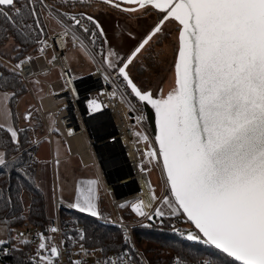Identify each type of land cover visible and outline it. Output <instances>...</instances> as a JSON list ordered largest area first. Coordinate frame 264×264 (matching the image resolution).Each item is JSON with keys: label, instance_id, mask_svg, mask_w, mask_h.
<instances>
[{"label": "snow or ice", "instance_id": "1", "mask_svg": "<svg viewBox=\"0 0 264 264\" xmlns=\"http://www.w3.org/2000/svg\"><path fill=\"white\" fill-rule=\"evenodd\" d=\"M74 2L83 0H63L66 5ZM104 2L130 14L156 10L162 16L130 54L121 56L111 47L105 49L108 41L104 29L93 16L83 12H55V18L60 22L65 16L71 21L65 25L61 39L71 34L73 41L79 40L74 28L87 34L93 45L98 38H103L98 50L103 65L122 79L139 102L150 105L155 112L157 146L147 149L144 155L149 158V163H162L170 194L163 196L154 208L153 202L159 199L154 189L147 200L137 198L119 207H130L139 217L160 219L161 222L166 215L183 216L198 230V234L188 232V240L202 241L241 264H264V0ZM45 8L49 16H53L52 7L46 0H0V16L12 29L23 36L35 34L41 37L36 40L41 45V55L46 47H50L48 40L42 38L46 30L40 11ZM25 15L30 23L22 18ZM170 20L179 25L174 87L166 95L163 89L154 94L133 80L129 68L154 38L163 34L164 25ZM85 21L93 27L87 26ZM80 47L95 62L83 41ZM33 59L31 55L18 59L8 71L14 78L22 77L26 64ZM56 59L53 55L50 63ZM7 86L0 73V87ZM117 94L114 90L110 95L116 97ZM16 95V92H0L4 99ZM87 104L90 111H101L104 107L96 99ZM0 115L7 119L11 113L5 108ZM32 115V111H27L24 119L31 120ZM142 119L143 116L139 117L137 122ZM0 130H5L11 142L19 146L20 132L24 129L0 123ZM135 135L142 136L140 132ZM143 140L148 141L147 135H143ZM8 163L6 153L0 151V166ZM55 163L59 165L60 161ZM141 167L145 170L143 165ZM99 184L97 179L79 181L74 202L68 207L103 219L98 205ZM11 203L9 196L6 206ZM3 224L8 225L9 220L4 219ZM120 226L122 240L128 247L115 255H105L96 264H141L132 252L135 245L128 229L123 224ZM13 231L9 228L8 238H0V252L5 256L19 250L16 245L12 249L6 247L12 240L18 239L25 245L31 242L24 233L12 236ZM58 231L57 227L48 229L50 233ZM38 238L36 253L29 257V264H55L61 252L53 237L39 233ZM68 239L73 238L69 236ZM85 239L86 233L81 229L74 242ZM79 248L85 256L106 251L105 248L86 249L83 243H79ZM73 264H85V261L78 259ZM174 264L185 262L176 257ZM202 264H212V261L204 260Z\"/></svg>", "mask_w": 264, "mask_h": 264}, {"label": "built area", "instance_id": "2", "mask_svg": "<svg viewBox=\"0 0 264 264\" xmlns=\"http://www.w3.org/2000/svg\"><path fill=\"white\" fill-rule=\"evenodd\" d=\"M74 31L80 37L79 40L73 41L71 34L61 39L64 29L49 35L46 39L50 47H46L43 55H41L39 50L30 54L34 59L26 64L22 78L31 89L32 83L35 81L45 84V96L43 95L44 97L39 98L37 109L41 112L42 117L50 115V113L55 117L56 129L59 130L66 143H68L69 156H78L84 166H95L97 164L100 170L103 169L104 159L115 158L121 161V155L126 157L127 161L120 163L123 170V178L119 182L122 183L115 182L114 178H110L109 175V181L104 179L103 183L104 195L111 207L112 216L110 223L118 226L121 230V224L126 226L135 245L136 259L141 264H150L142 249L136 244L134 226L138 223L127 219L123 208L119 207L120 204L135 201L141 197L140 175L144 176L151 184L148 170H142L141 167L147 160L144 155L145 151L150 147L157 146L147 121V112L144 104L133 97L130 89L124 86L122 79L117 78L111 70L103 65V57L98 54L103 39L98 38L93 45L90 43L87 34L82 33L79 28H74ZM81 41L95 57V68L86 76L75 75L66 59L69 42L80 44ZM53 55L57 59L50 63ZM0 59L10 67L17 63V61L2 57ZM55 68L59 69L60 75L55 79L45 81L43 76H50ZM106 75L109 76L108 80L105 79ZM73 89L75 92H73ZM114 90L118 93L116 97L110 95ZM43 98L49 99L51 104H45ZM91 99H96L102 103L104 105L103 109L101 111H96L95 109L90 111L87 101ZM141 116L144 119L137 122V119ZM69 130L72 132L71 135H69ZM137 132H140L142 136L137 137L135 135ZM143 135H147L148 141L143 140ZM74 136L79 137L78 147H75V144L72 143L71 138ZM83 144L86 147L81 148ZM52 161L53 163L56 161L53 156ZM130 168L139 171L135 175L136 178L134 176L129 177V174L132 173ZM128 178L132 179L127 180ZM133 179H135V183L131 184L130 181ZM132 187H134V190L122 196L120 195L121 191L127 188L132 189ZM151 190H153L152 185ZM116 192H120V194L117 195ZM63 203H60L56 198V212L51 218L46 232L28 224L21 227L23 228L21 233H24V237L31 241L30 244L33 246L34 255L39 244V233L52 236L53 242L60 248L61 255L56 259L55 264H73V261L78 259L85 261V264H96L105 255L112 256L117 253L116 251H96L95 255L88 256L80 253L79 243L83 242L76 243L74 241H77V238L69 235L73 238L69 240V236L66 235L61 210L68 208V206ZM154 220L159 223V219ZM50 227H57L59 231L50 233L48 232ZM81 229L83 230V227H80L79 230ZM6 247L11 249L10 245H6ZM84 247L89 250L102 248L85 244ZM4 258L5 255L0 252V264H3Z\"/></svg>", "mask_w": 264, "mask_h": 264}, {"label": "trees", "instance_id": "3", "mask_svg": "<svg viewBox=\"0 0 264 264\" xmlns=\"http://www.w3.org/2000/svg\"><path fill=\"white\" fill-rule=\"evenodd\" d=\"M83 2L85 3L86 0H83ZM46 3L53 10L63 11L65 8L69 12L73 11L72 5L64 4L63 0H46ZM17 6L20 5L18 4ZM39 7L38 5V9ZM24 11L25 13L27 12L26 9ZM40 15L45 28L42 11H40ZM22 18L27 23L31 22L26 15ZM160 18H162L161 14L157 15V19L159 20ZM167 29H164L163 34L151 42L152 46L154 44L163 45L164 42L169 41L171 33L175 29H178V27H175L172 32ZM10 36L16 42V49L18 50V53L12 57L13 61H18V59L37 52L41 46L36 43V40L41 37L35 34L28 36L21 35L8 25L3 16H0V45ZM48 36L49 34L45 31V35L42 38L46 39ZM143 38L142 36L140 41ZM134 46H130V49L122 52H118L114 48L113 50L121 56H127L134 49ZM104 47L107 49V44ZM145 51L144 56L134 61L131 65L133 70L143 79L148 78L150 72L159 66L156 58L158 55L154 52L153 48L148 47ZM0 57L8 59L3 54H0ZM10 68V66L0 59V73H3V77L8 83L7 87L0 88L10 93H17L15 98L11 99L14 110L15 103L29 89L22 77L14 78V74L8 71ZM14 119L18 125L16 113H14ZM18 129H21L20 126H18ZM53 135L54 137L61 136L57 131ZM31 143L32 140L30 139V131L28 129L20 132L19 146L11 142L10 135L5 130H0V148L5 151L6 159L9 161L8 164L0 166V222L3 223L4 219H8L9 224L7 226L10 229L21 228L25 222H28L46 232L52 216L48 213L45 192L38 185V165L32 159L34 148H28ZM9 196L12 198V203L6 206ZM100 202L102 205L104 202L103 196H101ZM61 215L67 236L71 235L78 239L79 229L83 227L86 239L82 242L85 245L100 246L105 248L106 251L116 252L128 247L122 240V230L107 220H100L75 209H62ZM131 216L132 214L125 213L127 219H130ZM180 217L165 216L163 222L159 219V223H156L153 219L134 226L137 245H150L148 251L153 252V256L148 258L150 264H174L176 257H180L185 264H202L204 260H211L212 264H241V262L236 261L232 257H227L214 247L203 244L202 241L188 240L186 233L183 232L185 229L179 226L180 223L186 220H182ZM8 245H10L11 249L13 245H16L19 250L12 251L9 255L5 256L3 264H29V257L34 255L32 244L29 243L21 246L17 244V241L12 240ZM132 252L135 254V248L132 249Z\"/></svg>", "mask_w": 264, "mask_h": 264}, {"label": "rangeland", "instance_id": "4", "mask_svg": "<svg viewBox=\"0 0 264 264\" xmlns=\"http://www.w3.org/2000/svg\"><path fill=\"white\" fill-rule=\"evenodd\" d=\"M72 7H73V11L71 13L73 14H78L83 12L86 13L87 15L93 16L96 19L100 18L101 21L103 22V25H105L107 29L111 30V33H109L110 38L107 39L108 41L107 47L108 48L111 47L112 49L114 48L118 52L126 51L131 48L130 46H134L135 44L138 45V43L140 42V38L142 36L144 37L147 34V32L151 29V27H153L155 23L158 22L157 20L158 11L156 10H149V12L146 14L141 12L130 14V13L122 12L114 7H111L106 3L94 1V0H87L85 3L84 2L73 3ZM55 12L56 10H53V16L50 17L48 9L45 8L42 10V16L46 31L48 34L51 33L49 35H52L53 32H56L58 30L64 29L65 25L71 24V21L66 16L62 17L63 22H60V19L55 18ZM60 12H69V11L68 9L64 8L63 11ZM116 19L119 20L120 22H116ZM169 27L171 28L169 30L171 32L172 30L175 29V27L176 28L178 27V29H175L171 33L169 41L164 42L163 45L154 44L152 46V43H150V45L146 47V48L148 47L153 48L154 52L157 53L158 56L156 58L158 60V65H159L157 69H153L150 72L149 75L150 88L154 87V89H157L156 87L160 85L163 79L164 80L167 79L168 77L167 75L171 73V72L169 73V71H172L171 68H173L174 65L176 49L178 46V40H177L178 32H179L178 22L174 20L167 21L164 25V29ZM156 39L157 38H154V40ZM16 48H17V44L14 41V39L10 36L4 43L0 45V54L5 55L8 57V59L12 60V57H14L18 53V50ZM145 50L144 52H146ZM144 52L137 59H141L144 56ZM66 59L70 67L74 70V72L78 73L77 75L86 76L90 74L92 70H94L95 68L93 60L90 59L89 55L85 53V50L80 47V44H74L73 42H69L68 49L66 51ZM145 60L147 59L145 58ZM129 72L133 80L137 84L139 83V80L141 81V79H143L142 77L140 79L137 76L136 72L133 70L131 66L129 68ZM59 75H60L59 69L55 68L50 76H45L44 78L48 80H52ZM27 86L29 89L28 92L22 95L20 99L26 104L25 111L26 112L32 111L33 115L31 120H25L24 119L25 113H24L23 114L24 121L19 120V126L21 129H28L30 131V139L32 140V143L31 145H29L28 148H32V149L34 148L32 152V157H33L32 159L36 161L38 165V158L40 154L39 153L40 148L38 147V144L41 147V145L46 143L45 148L46 150L48 149L47 144L48 142H51V134L49 135V133L53 132L54 134L55 132L54 129H56L55 120H54L55 117L51 113L50 115L42 117L41 112L37 109V102L39 98L43 96L45 93V84L40 82L32 83V88L34 89L35 95L28 84ZM72 161L78 162L77 164L78 171L81 169L82 173H86L94 178H97V170L95 169L94 165L82 167L81 161L78 156L73 157ZM143 167L144 169L148 170L149 181L155 191V195L159 198L156 201V204L158 206L163 196L170 194L169 189L167 188V180L165 173L163 171L162 163H159L157 161H152V163H149V158L147 157V160L145 161ZM38 174H39V169H38ZM59 176H60L59 183L62 192L61 193L62 197L67 199L70 203H73L76 192L71 190V184L68 182L66 178L64 179L62 178V174H59ZM103 183H104V177L102 175V187L101 184H99L98 190L100 193H102L104 202L102 203L103 206L99 203V208L101 210L102 216L103 217L105 216L107 218L104 217L103 219L100 220L109 221L112 216L111 207L104 195ZM47 184L48 182L45 180V177L41 175L38 180V185L45 191L46 196L48 198L49 188ZM24 195L26 196L25 193ZM56 198L60 199V203H63L65 201L59 195H56ZM49 205L50 202L48 203L47 206H48V213L49 215L52 216L54 214L53 212H51V208ZM108 210L110 211V213L107 212ZM123 210L128 214L132 212L130 207H125L123 208ZM167 211L168 210L166 209V212ZM166 216H170V215H166ZM180 218L182 220L183 219L186 220L183 216H181ZM130 220H134L137 223H144L149 221L147 218L138 217L136 214H134V216L132 215L130 217ZM25 224L34 226L28 222H25L22 225V227ZM179 226L185 229L183 230V232H185L186 235L188 234V232H193L198 234V230H196L195 227L188 221H184L180 223ZM14 230L15 231L12 232V236H15L17 233H21V230H23V228H14ZM8 235H9V227L0 222V238H8ZM15 241H17L18 245L21 246L24 245L18 239ZM139 247L142 249V251L144 252L147 258L153 256V252L148 251L150 245L139 246Z\"/></svg>", "mask_w": 264, "mask_h": 264}, {"label": "crops", "instance_id": "5", "mask_svg": "<svg viewBox=\"0 0 264 264\" xmlns=\"http://www.w3.org/2000/svg\"><path fill=\"white\" fill-rule=\"evenodd\" d=\"M96 20L99 21L100 25L105 28V25H103V22L101 21L100 18H97ZM49 34H51V33H49ZM73 72H74V70H73ZM74 74L77 75L78 73L74 72ZM0 92H8V91H5V90L0 88ZM32 92L35 95L33 88H32ZM8 93H10V92H8ZM5 108L10 111L11 115L8 116L7 119H5L3 115H0V123L5 124L6 126H14L16 129H18L19 120L24 121L23 120V114L26 113V111H25L26 104L19 98L17 103H15L14 110H13V106L11 104V99H4V98L0 97V111H2ZM14 113H16V115H17L18 125L15 122ZM48 132H50V131H48ZM57 132L60 134L59 131H57ZM50 133H51V139L52 140H51V142H48V144H47L48 149L47 150L45 148L46 143L41 145V147L38 144V147L40 148V152H39L40 154H39V158H38V167H39L38 168L39 169L38 180H39V177L42 175L43 177H45V180L48 182L47 185L49 188V192H48V198L46 196L47 205L50 202L49 206L51 208V212H53V214L55 215V212H56V195H59L61 198H63V200H65L63 204H66L67 206L69 204H71L67 199H65L61 195L62 192L60 189V183H59L60 176H59V174H62L63 179L66 178L68 180V182L71 184V190L76 192V189L79 185V181H81V180L97 179L100 181V184L102 187V173H101V170L96 166H94V167L97 170V178H94L91 175H88L86 173H82L81 169L78 171V165H77L78 162L72 161L73 157H75V156H69L68 155V152H69L68 143H66L63 136L60 134L61 136L54 137L53 132H50ZM39 148H38V150H39ZM0 151L5 152L2 148H0ZM37 154H38V151H37ZM52 156L56 160L60 161L59 165H57L55 163L56 161L53 163ZM81 165H82V163H81ZM82 167H85V166L82 165ZM98 189H99V187H98ZM151 192H152V190H151ZM45 195H46V193H45ZM98 195H99V200H98V205H99V203L101 204L100 198L102 196V193H100L99 190H98ZM57 200L60 201V199H57ZM156 206H157L156 201H154L153 202V208ZM71 209H73V208H71ZM106 209H107V207H106ZM75 210H77V209H75ZM77 211H79V210H77ZM107 212L110 213L109 210ZM125 213H127V212H125ZM130 214L134 215L133 212H131ZM54 215H52V217ZM105 218H107V217H105Z\"/></svg>", "mask_w": 264, "mask_h": 264}, {"label": "bare ground", "instance_id": "6", "mask_svg": "<svg viewBox=\"0 0 264 264\" xmlns=\"http://www.w3.org/2000/svg\"><path fill=\"white\" fill-rule=\"evenodd\" d=\"M54 33V32H53ZM74 73V72H73ZM45 76H43V79H45L44 78ZM45 81H49L48 79H45ZM131 92V91H130ZM132 94V93H131ZM45 96V95H44ZM43 96V97H44ZM132 96L134 97V95L132 94ZM43 101H44V103L45 104H47V105H49V104H51V102H50V100L48 99L47 100V98H43ZM71 140H72V143L73 144H75L74 146L75 147H78V145H79V137L78 136H74V137H72L71 138ZM84 146L86 147V145H82L81 146V148H84ZM121 154H122V151H121ZM121 161L119 160H117V159H115V158H111V159H109V158H106V159H104V165L102 164V167H103V169L101 170V173H102V175H103V177H104V179H107L108 181H109V178H108V175H109V177L110 178H114V181L115 182H119L123 177H122V173H123V170H122V167H121V165H120V163H123L124 161L126 162L127 161V159H126V157L125 156H122L121 155ZM95 166L96 167H98V165L97 164H95ZM105 170V171H104ZM130 170H131V172L132 173H130L129 174V177H132V176H134V178H136V176L135 175H137L138 174V170H135V169H131L130 168ZM106 173H107V178H106ZM133 174V175H132ZM130 179H132V178H128L127 180H130ZM139 180H140V184H141V187H142V190H141V197L140 198H143V199H145V200H147L148 199V197H149V195H150V193H151V188H149V183L147 182V179L144 177V176H139ZM119 183H122V182H119ZM130 183L131 184H134L135 183V179H133V180H131L130 181ZM118 189V188H117ZM121 190V189H120ZM119 190V191H120ZM131 190H134V187H132V189H129V188H127L126 190H124V191H121V194H120V192H116V194L117 195H123V194H125V193H127V192H129V191H131ZM60 202V201H59ZM66 205V204H65ZM67 206V205H66ZM63 209H71V208H63ZM110 221V220H109ZM108 221V222H109Z\"/></svg>", "mask_w": 264, "mask_h": 264}, {"label": "flooded vegetation", "instance_id": "7", "mask_svg": "<svg viewBox=\"0 0 264 264\" xmlns=\"http://www.w3.org/2000/svg\"><path fill=\"white\" fill-rule=\"evenodd\" d=\"M87 1V0H86ZM95 1V0H94ZM99 2H101V1H99ZM103 3H105V2H103ZM112 7V6H111ZM160 13H158V15H159ZM158 20V19H157ZM159 21V20H158ZM116 22H120L119 20H117L116 19ZM86 23H87V26H93L90 22H87L86 21ZM103 29H104V34H105V36H106V38L108 39V38H110L109 37V33H111V30H109V29H107L106 27L104 28L103 27ZM171 28L169 27L168 28V31L170 30ZM174 62H175V59H174ZM155 69H157V68H155ZM171 70L172 71H169V75H167L168 77H167V79L166 80H164L163 79V81L160 83V85H158L156 88L157 89H154V87L153 88H150V82H149V77L148 78H145V79H141V77L137 74V76L141 79V81L139 80V83H138V85L141 87V88H143V89H145V90H147V89H151L152 91H153V93L154 94H157V93H159V91L161 90V89H163V94H167L173 87H174V65H173V68H171ZM154 72V71H153ZM152 72V73H153ZM144 104V103H143ZM144 106H145V109H146V107L149 109V115L151 116V119L155 122V124H156V117H155V112H154V110L152 109V107L150 106V105H147V104H144ZM146 112H147V109H146ZM149 115H148V112H147V121H148V123H149V126H150V128H151V131H152V133H153V126H151V124H150V121H149ZM156 129V128H155ZM153 135H154V133H153Z\"/></svg>", "mask_w": 264, "mask_h": 264}, {"label": "water", "instance_id": "8", "mask_svg": "<svg viewBox=\"0 0 264 264\" xmlns=\"http://www.w3.org/2000/svg\"><path fill=\"white\" fill-rule=\"evenodd\" d=\"M95 1H101V2H104V0H95ZM146 109H147V112H148V115H149V109L146 107ZM149 121H150V124H151V126H153L152 128H153V133H154V137H155V135H156V124H155V122L151 119V116L149 115Z\"/></svg>", "mask_w": 264, "mask_h": 264}]
</instances>
